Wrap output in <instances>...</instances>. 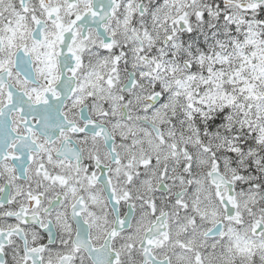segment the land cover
<instances>
[{
	"label": "snow or ice",
	"instance_id": "snow-or-ice-1",
	"mask_svg": "<svg viewBox=\"0 0 264 264\" xmlns=\"http://www.w3.org/2000/svg\"><path fill=\"white\" fill-rule=\"evenodd\" d=\"M65 50L74 76L88 65L68 98ZM97 168L136 213L109 236L125 229L130 256L171 264L154 249L187 235L191 264H264V0H0V264H80L21 178L59 186L79 217Z\"/></svg>",
	"mask_w": 264,
	"mask_h": 264
},
{
	"label": "clouds",
	"instance_id": "clouds-1",
	"mask_svg": "<svg viewBox=\"0 0 264 264\" xmlns=\"http://www.w3.org/2000/svg\"><path fill=\"white\" fill-rule=\"evenodd\" d=\"M99 2V0H98ZM107 6L110 0H103ZM102 26V21L96 20L93 23V32L95 33L96 25ZM56 60L59 64V76L57 84L63 92L65 98L72 95V89L76 86L78 76L82 75L88 70V65L80 70L76 76H74L70 69L74 65V60L65 50L64 53L57 54ZM76 119H79L78 112L74 114ZM103 154V149L101 150ZM161 162L163 163V153L161 154ZM105 163H108L106 160ZM97 175L100 176L99 184L95 185L93 188L84 189V198L87 201L85 208L82 210V214L77 217L73 214V209L70 204H66L63 208H60V204L64 203L61 199L59 203H56V193L61 192L62 189L59 186H53L49 183H38L39 178L32 176L30 179L28 177H22L26 184L33 185V190L42 193V205L43 207H49L48 201L51 198L53 209H59V214L62 218V230L66 231V234L74 241L75 247L80 249L78 259L80 264H108L110 258V253L113 251L120 253V264H145L146 258L143 255L142 250L137 247L135 250V255L130 256L128 250L124 248L125 229L121 228L119 230V239L109 238L112 228L116 225L117 221L120 219L122 214H127L129 221L131 222L133 216L136 213L128 207V202L125 201L124 205H114L112 201V193L109 188L105 185V176L101 175V169L97 168ZM106 175V173H105ZM124 188L127 185L121 182ZM134 192L137 196H144L147 198L150 193H146L143 186H133V188L128 189ZM94 192L99 197V203H95L89 200L87 193ZM42 211L43 209H39ZM33 211H36L34 209ZM142 229H147L149 227L148 221L151 220L150 215L145 213H140ZM31 220V217H29ZM56 225H54L55 227ZM70 226V231L68 230ZM130 226L131 223H130ZM144 238V231H139L137 239ZM177 239H187V235H181L178 238L173 237V242L168 243L163 249L155 250V255L157 257H170L171 264H191V253L185 252L182 248L174 246V242ZM203 251V250H201ZM219 251V250H218ZM210 253L205 254V264H211ZM47 259V258H46Z\"/></svg>",
	"mask_w": 264,
	"mask_h": 264
}]
</instances>
